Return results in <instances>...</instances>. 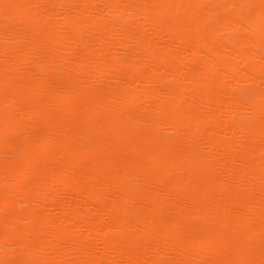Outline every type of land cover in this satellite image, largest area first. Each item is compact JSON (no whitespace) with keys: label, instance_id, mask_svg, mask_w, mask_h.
<instances>
[{"label":"bare ground","instance_id":"6f19581e","mask_svg":"<svg viewBox=\"0 0 264 264\" xmlns=\"http://www.w3.org/2000/svg\"><path fill=\"white\" fill-rule=\"evenodd\" d=\"M0 264H264V0H0Z\"/></svg>","mask_w":264,"mask_h":264},{"label":"rangeland","instance_id":"374dc122","mask_svg":"<svg viewBox=\"0 0 264 264\" xmlns=\"http://www.w3.org/2000/svg\"><path fill=\"white\" fill-rule=\"evenodd\" d=\"M131 26H132V27H139V26H141V24L132 23ZM155 41H158V38H155ZM132 56H133V58H134L135 60H137V58H136L134 55H132ZM260 86H262V85H260ZM196 146H197L198 148H205V144L202 143V142L197 143ZM51 211H52L53 213H57V211H56L55 209H50V210H48V212H51Z\"/></svg>","mask_w":264,"mask_h":264}]
</instances>
